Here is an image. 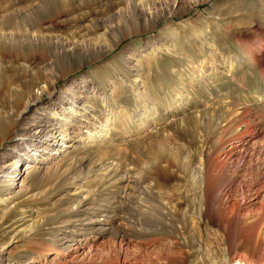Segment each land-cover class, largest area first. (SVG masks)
<instances>
[{
    "label": "rangeland",
    "instance_id": "374dc122",
    "mask_svg": "<svg viewBox=\"0 0 264 264\" xmlns=\"http://www.w3.org/2000/svg\"><path fill=\"white\" fill-rule=\"evenodd\" d=\"M193 1L180 0L178 11L174 0H87L71 12L73 4L58 0H0V156L22 127L20 100L5 91L7 80L20 85L18 93L29 86L40 94L46 85L57 92L84 74L98 93L114 83L125 89L117 101L123 112L101 140L65 146L31 172L12 173L18 185L8 206L0 193V237L34 228L7 249L12 264L23 255V264H214L238 254L264 264V192L257 195L253 184L259 167L264 171V0ZM43 20L80 44L85 57L67 61L70 52L25 42ZM147 42L160 48L147 53ZM132 51L139 63L130 71ZM139 67L145 87L135 88ZM48 99L43 92L40 101ZM136 126L141 136L133 135ZM204 159L223 169L213 172L220 180L202 213L195 176ZM148 176L160 179L162 190ZM232 176L234 185L225 186ZM94 213L109 235L65 254L56 234L83 227ZM250 223L255 232L246 239Z\"/></svg>",
    "mask_w": 264,
    "mask_h": 264
},
{
    "label": "bare ground",
    "instance_id": "6f19581e",
    "mask_svg": "<svg viewBox=\"0 0 264 264\" xmlns=\"http://www.w3.org/2000/svg\"><path fill=\"white\" fill-rule=\"evenodd\" d=\"M74 1L75 3H73ZM74 1L58 0V2H61L62 4H69V5L73 4V6L75 7L72 6L73 8H70L69 11L71 12L72 11L80 12L81 10L80 6L82 5V2L83 4L87 3L85 2L87 0H74ZM201 1L202 0H194L193 2L200 3ZM179 2L180 0H174V6H173V8H176L178 11L183 9L182 7H179ZM117 13L118 12H116L115 15ZM171 13L173 14V11L169 12V14ZM152 15L154 14H150L148 16H152ZM150 18L152 20H156L158 16L154 15ZM74 19H76V21L80 20L81 19L80 14H76L74 16ZM109 27L110 26L107 25V28ZM55 28H56L55 26L53 27L52 24H47V21L43 20L39 22L38 25L33 26L27 31V34L25 36V38L27 39L25 40V42L34 45L33 47L37 45L47 52H53V54L60 49H63V51L65 52H70L71 54L65 58L67 61L69 60L71 61V59L76 60L79 56L83 59L85 57V54L82 53L83 47L80 44H76V43L72 44L71 42H69L67 39H65V37H63L64 36L63 31H61L59 28H57L56 30ZM102 35L106 36L107 31H104ZM119 39L117 41H119ZM155 44H156L155 42H150V43L147 42L145 45V52L149 50V52L147 53H150L151 51H155L156 48H160V46H156ZM109 47L110 46H108V48ZM21 56L22 54H18L17 58H20ZM29 56H27L28 57L27 59H30ZM53 56L55 57V55ZM127 58L129 60L127 62L129 63L128 65L132 64L131 67L128 66V70L131 71V68L132 67L135 68L137 66V62L139 61L137 51H132L131 53H129V56ZM46 59L47 60L44 61L45 63L44 65L46 66V68H48L51 65V62L48 61V58ZM49 72L50 73L48 77L51 81V84L53 85L54 84L53 81L58 80V76L54 75L55 74L54 69H52ZM135 72L137 78H135L134 81L135 83L132 84L134 85L135 88L136 87L138 88V86L145 87L144 86L145 82L143 78H141L142 75L140 72V67L135 69ZM6 82L7 83L3 86L5 87L4 88L5 91L6 92L9 91L12 94L16 93L17 100H20L19 104H21V106L17 110L16 116L17 118L21 119L22 127L20 129V133L18 134L17 138L7 142V144L3 145L1 149L0 193H4L8 195L5 199H2L3 201L2 203H4V207L8 206L9 204L8 202L14 197L15 189L18 185V182H16V178H15L16 175L11 177L13 172L17 174V171L19 170V175L27 172L28 170L31 172V170H33V167H35L34 163H38V162L48 163V161L56 158L58 156V153L65 146L74 147L75 143L78 142L83 144L86 142L90 143L96 140H101L105 136L107 127L111 125L112 120L120 116V114L123 112L124 108L122 109V107H120L117 101L125 91V89L123 88L124 87L123 84L117 85V83H114L110 85L109 87L110 89L108 91H103L102 93L100 92L98 93L97 87L92 86L91 80L88 78V75L84 74L80 78L77 77L71 79L69 83L65 85V87H63L60 91L57 92H52L51 90H48L47 87L49 85L44 86L43 92L49 94V99L44 103L40 101L43 92L38 94L33 89H30L28 86V89L25 92L18 93L16 91H17V87L20 88V85L16 84L17 82H15V80L11 81L13 82L11 83V85L10 83H8L10 82V80H7ZM143 91H139V90L137 91L139 94L138 97H141ZM98 103L99 104L103 103V108H101L100 110L98 108L99 106ZM181 105L182 104H179L178 106ZM32 109H34V112L31 114ZM153 114L154 113H152V116ZM125 116L127 115L125 114ZM126 122L127 125L135 126L134 122H132L131 119H129L128 117ZM84 124L85 125L87 124L88 126L87 130H83ZM98 127L100 128L98 129ZM123 127L126 128L127 126L125 127V125H123ZM135 129L138 130H136L133 135L136 134L137 136H141L143 130L141 128H137V126ZM0 131L6 133V129L2 128V126ZM251 134L254 135V132H251ZM69 142L71 143L70 145ZM61 153L62 152H60V154ZM231 154L232 152L228 154L229 158L233 156ZM244 156L245 155L243 154L241 157L244 158ZM8 157H13L15 160L11 162V164H7V165L2 164L3 162H5V160ZM22 159L28 161V163L27 162L25 163L26 165L25 168L24 165H22L23 163H21ZM222 162H223L222 164H224L225 160ZM154 163L159 164V161H156ZM218 167L220 169L222 168L216 162L215 164H213V166H211L204 159L200 163L199 168H197V177L195 176L197 180L195 181L201 183L200 210L202 213L204 211L206 212L209 211V199L211 194V188L214 185H216L217 182L220 180V176L213 175V172ZM256 172L259 173L256 174L253 184L256 186V194L260 195L264 192V189L262 187H259V184L264 180V171L262 167H259V171L257 170ZM148 177L149 179L151 178L152 180H154L153 186H155L156 189L162 190L163 184L160 181V179L150 176ZM233 178H234L233 176L229 177L227 179V182L225 183V186L231 188L232 184L234 183ZM106 216L109 217L108 214ZM85 220H88V223H85L83 227L80 225H78L79 227L77 225H74L72 227L66 225L64 226L65 231L63 230L59 232L57 231L58 233L56 234L57 236L55 242L57 244L59 243L60 245L62 244L61 249L64 250L65 254L72 255L75 253H80L82 252L81 250L83 248L81 243L84 242L87 243L89 242L90 239L91 240L98 239L109 235L108 230L110 228L100 226V222L99 220H97V213H94L93 215H89V217H87ZM249 225H248L249 229L246 228L247 230L245 231V235H244L246 239L252 237L255 232L254 228H252L253 225L255 224L250 223ZM33 230L34 228H30L28 229V232L25 234H23V232L20 230H15L12 236H9L8 232H10L11 230H8L7 232H5L6 236H3L2 238L0 237V239L3 240V243L0 244V264H12L10 261L7 260V255H6L8 252L7 249H9V246L11 245L13 240L23 238L28 233L32 234L34 232ZM114 236L115 238H120L121 240H124L125 237V235L122 234L119 235L115 234L113 235V237ZM25 259L26 258L23 255V258H21V260L19 261L17 260V263L15 264H23ZM214 264H248V263H247V257L245 255L238 254V255L229 256Z\"/></svg>",
    "mask_w": 264,
    "mask_h": 264
}]
</instances>
